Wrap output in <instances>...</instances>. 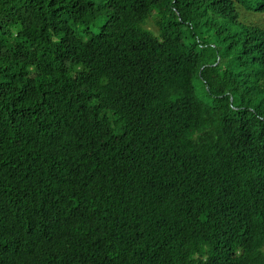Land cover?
<instances>
[{"label": "trees", "instance_id": "trees-1", "mask_svg": "<svg viewBox=\"0 0 264 264\" xmlns=\"http://www.w3.org/2000/svg\"><path fill=\"white\" fill-rule=\"evenodd\" d=\"M0 264H264V0H0Z\"/></svg>", "mask_w": 264, "mask_h": 264}]
</instances>
